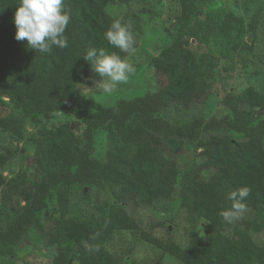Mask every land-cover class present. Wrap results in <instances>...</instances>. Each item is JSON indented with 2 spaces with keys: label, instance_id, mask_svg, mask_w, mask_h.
<instances>
[{
  "label": "trees",
  "instance_id": "obj_1",
  "mask_svg": "<svg viewBox=\"0 0 264 264\" xmlns=\"http://www.w3.org/2000/svg\"><path fill=\"white\" fill-rule=\"evenodd\" d=\"M142 1L64 0L71 17L65 33L68 47L38 53L26 40L14 38L19 0H0V129L24 142L33 128L34 164L40 172L36 180L26 170L13 173L11 156L0 153V216L5 209L10 217L0 229V264H6L1 259L17 258L24 239L38 234L47 248L55 249L53 264H139L122 262L106 248L121 231L140 232L144 241L179 264H264V242L253 237L264 232V119L253 122L255 110H264V93L249 87L222 99L207 94L203 103L221 106L228 114L176 119L199 104L203 86L213 81L220 61L248 47L244 38L256 35L263 2L245 3L248 23L225 13L217 29L198 17V3L211 0H178L169 30L173 39L150 60L166 77V86L158 84L154 91L121 100L116 107L95 108L84 114L78 130L53 121L71 111L79 94L99 79L83 59L88 49L129 56L109 45L103 34L116 20L140 30L146 8L118 19L107 8ZM251 3L257 5L250 15ZM100 129L107 130L108 138L104 162L92 158ZM167 140L201 150L197 170L180 185L175 152ZM96 185L111 188L112 205L97 213L71 205L73 187L81 188L85 201L86 188ZM244 187L250 194L243 201L228 198ZM174 197L207 227L204 236L192 234L186 247L143 231L140 220L127 211L129 205L148 207ZM52 202L56 205L50 210ZM237 202L245 205L244 212L254 211L253 220L245 219L244 212L238 218L224 217Z\"/></svg>",
  "mask_w": 264,
  "mask_h": 264
},
{
  "label": "rangeland",
  "instance_id": "obj_2",
  "mask_svg": "<svg viewBox=\"0 0 264 264\" xmlns=\"http://www.w3.org/2000/svg\"><path fill=\"white\" fill-rule=\"evenodd\" d=\"M264 3V0H258ZM248 0H211L198 3V17L208 20L217 29L221 27L225 13H233L249 22L248 14L245 12V3ZM257 4H250V15L254 13ZM146 8L142 14L140 30L134 29L135 52L126 58L135 67V73L131 75L127 83L119 85L111 94L101 91L99 85L93 83L85 88L78 96L75 107L66 113L57 114L54 122L66 123L74 129H79L84 114L91 113L99 106L116 107L121 100H130L142 97L155 86L167 85V80L157 69L150 64L151 57L158 54L173 39L170 28L174 23V14L178 9V0H145L135 2L134 5L121 6L111 5L107 11L111 16L118 19L126 13H139ZM244 42L248 47L240 51L230 52L228 58L221 60L216 69L214 79L211 83L203 86L199 104L193 106L185 116L176 119L189 121L195 117L209 120L215 116L221 118L228 114L221 106H212L203 103L207 94H212L222 99L228 93L240 94L249 87L264 93V11L261 13L260 23L256 35L247 34ZM7 99V98H6ZM201 102V103H200ZM175 114L170 113V119ZM264 119V110H255L253 114L254 124ZM232 134V133H230ZM237 139L243 136L232 134ZM174 149L179 171V185L186 175L193 174L199 164L201 150L194 144H185L176 140H167ZM108 148L107 130L100 129L95 135V145L92 158L104 162ZM35 136L33 128L27 130V139L18 141L11 133L0 129V153L10 155L12 158L11 172L18 173L26 170L33 180L38 179L39 170L34 164ZM208 176L204 175L206 179ZM203 181V180H202ZM180 187V186H179ZM88 197L82 200L84 194L79 187H73L71 205L79 206L89 213L99 212L104 205H112L115 198L108 185H96L86 188ZM83 195V196H82ZM86 195V196H87ZM55 202L50 205V210L55 207ZM130 215L137 217L142 225V230L152 234L154 237L168 241L174 240L182 247H186L192 234L204 236L207 227L203 220L190 215L182 207L178 197L170 200H160L151 206L136 207L127 206ZM48 212L44 214L43 224L47 227ZM254 211L247 210L243 217L253 220ZM10 222L9 213L3 209L0 216V229H4ZM40 234H38L39 237ZM41 236V235H40ZM35 236L25 238L19 246V253L15 259H1L6 264H53L55 249L47 248L42 239ZM253 237L258 242H264V232L255 233ZM106 248L116 255L122 262H137L139 264H179L169 254L156 248L151 243L141 238L140 232L121 231L113 235Z\"/></svg>",
  "mask_w": 264,
  "mask_h": 264
},
{
  "label": "clouds",
  "instance_id": "obj_3",
  "mask_svg": "<svg viewBox=\"0 0 264 264\" xmlns=\"http://www.w3.org/2000/svg\"><path fill=\"white\" fill-rule=\"evenodd\" d=\"M70 14L65 10L64 0H19L13 16L16 27L15 40L27 41L28 47L38 53H47L52 46L68 47L65 35L70 22ZM131 23L116 20L104 32L109 45L122 53L134 54L135 39ZM83 59L90 65L91 71L99 79L95 82L101 91L111 94L119 85L127 83L135 73V67L126 58L104 50H87ZM250 194L247 187L229 194L230 200L243 201ZM245 211V205L237 202L223 215L226 219L238 218ZM98 250V249H97ZM91 251V249H90Z\"/></svg>",
  "mask_w": 264,
  "mask_h": 264
}]
</instances>
